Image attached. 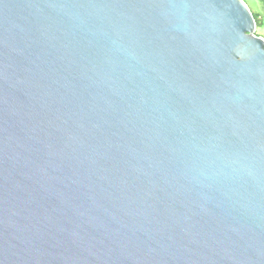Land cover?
Returning a JSON list of instances; mask_svg holds the SVG:
<instances>
[{"label":"water","instance_id":"water-1","mask_svg":"<svg viewBox=\"0 0 264 264\" xmlns=\"http://www.w3.org/2000/svg\"><path fill=\"white\" fill-rule=\"evenodd\" d=\"M244 0H0V264H264V38Z\"/></svg>","mask_w":264,"mask_h":264},{"label":"rangeland","instance_id":"rangeland-1","mask_svg":"<svg viewBox=\"0 0 264 264\" xmlns=\"http://www.w3.org/2000/svg\"><path fill=\"white\" fill-rule=\"evenodd\" d=\"M244 1L247 3L250 10L253 13L258 14L260 16V19L263 21V26L257 28L255 33L264 38V6L259 0H244Z\"/></svg>","mask_w":264,"mask_h":264},{"label":"trees","instance_id":"trees-1","mask_svg":"<svg viewBox=\"0 0 264 264\" xmlns=\"http://www.w3.org/2000/svg\"><path fill=\"white\" fill-rule=\"evenodd\" d=\"M261 3H262V5L264 6V0H259ZM253 13V12H252ZM253 15H254V18H255V20H256V23H257V28H260V27H262L263 26V21L260 19V16L258 15V14H255V13H253Z\"/></svg>","mask_w":264,"mask_h":264}]
</instances>
